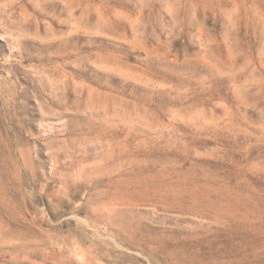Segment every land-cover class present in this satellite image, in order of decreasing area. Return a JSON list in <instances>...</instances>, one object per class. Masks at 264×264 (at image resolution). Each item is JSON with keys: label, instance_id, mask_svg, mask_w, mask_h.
I'll return each mask as SVG.
<instances>
[{"label": "rangeland", "instance_id": "1", "mask_svg": "<svg viewBox=\"0 0 264 264\" xmlns=\"http://www.w3.org/2000/svg\"><path fill=\"white\" fill-rule=\"evenodd\" d=\"M0 264H264V0H0Z\"/></svg>", "mask_w": 264, "mask_h": 264}]
</instances>
